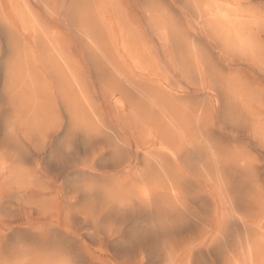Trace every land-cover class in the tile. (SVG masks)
Wrapping results in <instances>:
<instances>
[{
	"label": "snow or ice",
	"instance_id": "6c2138e0",
	"mask_svg": "<svg viewBox=\"0 0 264 264\" xmlns=\"http://www.w3.org/2000/svg\"><path fill=\"white\" fill-rule=\"evenodd\" d=\"M115 2L72 0L66 10L69 14L92 13ZM187 7L199 8L200 2L195 0ZM259 19L264 26V14ZM225 44L231 46L227 41ZM240 50L252 64L259 65L261 85L258 90L240 82L233 71L218 67L192 44L184 43L171 49L166 64L151 54L146 57L138 71L157 85L181 117L170 122V139L162 140L159 149H154V145L160 134L140 120L133 110H126L116 86L109 77L102 76L104 96L114 115L126 117L121 124L133 126L139 133L141 147L138 150L143 153V164L128 169L126 175L113 176L106 185L98 184L91 176L77 177L62 199L51 180L41 176L35 164L26 159L23 148L14 142L19 121L8 120L6 132L0 136V190L23 192L39 188L44 195L21 206L6 201L0 207V229L3 230L0 264H16L10 259L15 257L27 258L29 264H89L77 235L80 225L87 221L96 238L111 228L110 224L102 223L104 211L102 206H97V194L103 190L105 202L111 205L127 207L135 200L151 207L162 177L173 186L169 196L172 208L186 209L179 189L187 181L198 182L205 194L216 202L211 219L200 226L197 234L179 242L182 250L215 249L220 256L218 264H264V42L253 41ZM39 88L42 92L62 95L73 111L71 129L58 147L62 156L73 154L74 142L81 134L88 142L106 137L114 156L126 154L128 142L124 136L110 132L102 124H92L76 109L65 78L45 72L39 80ZM221 93L225 117L218 121L216 112ZM7 115L0 112V125ZM28 117L34 137L31 148L41 152L47 145L49 133L58 129V120L51 115H41L38 109L29 112ZM192 127L201 133L198 137L187 135V129ZM98 155L94 151L83 156L79 166L95 172ZM193 155L197 158L189 159ZM230 175L238 179L233 182ZM225 177L230 182H226ZM129 178L133 181L132 195L122 196L119 189ZM166 222L162 220L161 224ZM245 236L248 246L244 258L239 259L237 239ZM253 251L260 255L259 261L249 259ZM115 264L144 262L138 254L132 262L119 260ZM167 264L181 262L169 259Z\"/></svg>",
	"mask_w": 264,
	"mask_h": 264
},
{
	"label": "rangeland",
	"instance_id": "374dc122",
	"mask_svg": "<svg viewBox=\"0 0 264 264\" xmlns=\"http://www.w3.org/2000/svg\"><path fill=\"white\" fill-rule=\"evenodd\" d=\"M193 1L194 0H192V2ZM214 1L212 0V2ZM222 1L232 2V0ZM70 2H72V0H0V112H6L8 114L6 117L7 120L5 119L4 124L0 125V136H3L5 134L8 120H18V133L16 139H18L20 143L18 140H15L14 142H18L19 147L23 148L25 139H31V136L28 135L27 131V129L29 128V112L33 111V109H38L40 114L43 116L51 115L53 117H57L59 112V105L61 102H65V99L62 95L57 94L54 91L42 92L39 88V80L41 78V75L46 72L43 68V65L46 61L52 62V58L55 57L56 60L61 61L64 64L68 63V59H66L65 53L71 42L69 40L68 34H65L60 30L57 21L65 15L70 19V27L72 26L71 31L78 32L83 37H86L88 35L86 39L96 52H102V45L106 43L111 45L112 55L104 58V68H97V76L101 77L103 75L104 69L109 70L115 76H117L119 78V86L116 87V91L120 92V98L126 102V110L131 109L135 112V114L139 112L137 113V117L140 120H142L144 123L147 121L145 124H147L151 128H154L156 131H158L159 134L162 133L157 137L156 141L159 146L161 143L159 141H162L164 135H166L165 137H168L169 140L171 131L168 126L170 122L173 121L171 120L173 119V117L175 119L176 116L177 120V114L174 115L175 112L177 113V110L175 109L173 103L166 96H164L161 92L156 91L158 87L155 83L148 84L144 81V75L140 71H138V68L145 63L144 60H146V57L149 54L153 56V50L156 44H159L162 47H168L171 43V40L173 39V36L177 35V30L179 34H182L183 27L179 23L181 19H183L185 24L192 22L193 17L187 7V0H117L113 5L98 12H73V14L67 13L66 10V5ZM59 4L62 6L61 9L59 7ZM236 4L237 6L246 5L238 6L240 7L238 8V14L240 15L236 17L238 23H240L239 30H243L242 33L244 34L242 35L244 37V41H247V44L245 45H248L251 42L256 41L254 33L260 26V0H236ZM209 10L210 8L206 10L208 15L207 25L209 26L210 24L212 26L214 22L212 19V15L210 17V14H208ZM198 14L199 13H197L196 17L199 16ZM239 16H241L242 18H239ZM243 18L246 20L244 21ZM244 23L248 24L246 25ZM130 26H132V28ZM171 26L172 28H169ZM211 26H209V28L213 32V26ZM18 27L19 30H17ZM246 28L247 30H245ZM171 29L177 30L173 31ZM201 31L205 32L204 29H201ZM135 35L138 37H136ZM218 36H222V39L225 37L224 41L228 40L229 43L231 40V43L237 47L238 51L243 53L242 56L236 59L235 67H233L231 71L238 75L240 82L248 85L251 89L258 90L261 85L260 77L257 75V73L259 72V65L252 64L245 52L240 50L245 45L239 44V40H236L234 34L231 35L232 39L230 38V35L227 36L225 33H222ZM166 38L168 39V41H166ZM132 48L134 51L132 50ZM139 57L141 58L139 59ZM113 58H115V61L118 62H114ZM70 59H72L71 61L75 65V69L71 73V78L67 80L68 91H70L71 89H76L78 92H80V102L88 105L94 110L96 106H99L101 104V100L97 99L90 92L89 85L95 83L92 73L86 63L82 64L80 62V57L76 54H71ZM156 60H158V58H156ZM121 64H131L140 74L141 79L129 77L125 72L121 71ZM51 66L53 67V69H59V65L55 63H52ZM157 97L160 98V103L158 102L159 98ZM150 99H152L153 101H151ZM162 99H165L166 101L169 100L170 104L169 102H166L165 100L163 101ZM53 101L55 102V104H52L54 103ZM162 101L164 102V104H161ZM106 102L107 100L104 99V103ZM152 102H154V104L156 103V107ZM161 106L162 109H159V107ZM148 107L150 109V113L149 111H144L145 109H148ZM167 108L169 110V113H167L168 111H165L166 113H163V110H166ZM152 109L154 111L153 113H151ZM159 110H162V114ZM171 111L174 114L170 115L172 117L169 116L170 118L168 119V121L167 118ZM158 115H160V117H162L164 120L162 118L161 119L163 121L160 120V117L158 118ZM154 117H157L159 120H155ZM148 121H150L151 123ZM155 121H157L158 123L160 121V123L158 124ZM164 121L167 122V124L165 123V125L166 129H169L167 130L169 131V133H167L166 129L164 128ZM158 125H160V127ZM163 128L165 129V131H163ZM164 132H166L168 135ZM165 137L164 139H166ZM168 140L164 141L166 142ZM50 142V138H48L47 145L44 150L48 148ZM94 147H96L95 141L88 142L87 140H85L83 143V147H75L73 155L82 158L85 155L91 154ZM53 159L58 160L57 162L59 163L63 162L64 158L59 153L58 149L53 153ZM99 163L100 161H98V164ZM138 166H142V164H139ZM41 176L51 180V178L46 174H41ZM229 178L233 182L238 179V177L231 175L229 176ZM229 178L227 177L228 180ZM160 179L162 181L164 180V178ZM161 180L158 181L159 187L157 186V192H155L154 201L161 203L165 201L163 203L165 206H171L169 202V189L173 186L171 184H167L166 179L163 182H161ZM165 181L166 183H164ZM163 183L164 185H162ZM160 186L162 187L161 190L163 191L160 190ZM166 190L168 192H165ZM197 190L201 191V193L203 191L202 186H198V183ZM179 192L182 197V203L186 205V207H194L192 209L193 212H201V206L199 203L200 197H198L197 203L194 204L192 202L193 199L191 197V194L187 192L186 186L180 188ZM163 193L164 195H162ZM43 195L44 193L39 188L28 189L23 192L0 190V207H3L6 201L15 206H21L22 204H26L29 200L40 199L43 197ZM104 198L106 201L107 198ZM134 202L137 201L134 200L129 205L130 208H132ZM167 202L168 204L166 205ZM138 204L142 206V204ZM102 208L105 214L102 217V223L110 224V230L106 234L101 233L99 238H96L95 234H93L92 230L89 228L90 225L87 223V221H85L80 225L81 231L77 234L83 244V256L89 261V264H115V262L119 260L132 262L137 258L139 252L141 254H139L141 256H139V259L143 260L144 264H155V262L151 258L152 253L150 252V235H148L149 233H147L154 232V230L152 231V220H144V218L142 217L132 218L129 214H126L131 212L130 209L126 211V213H124L125 215H123L124 207H121L119 205H111L109 202H105L102 205ZM31 211L32 210L29 209V212ZM189 225L192 226V228L194 227L193 222L189 223ZM198 231V226L197 229H193L190 232H184L185 234H181L182 232L173 230L171 232L176 233L174 235L171 234V238L169 236V238L167 239L168 243L173 242L172 240H174V237V241L177 242L188 233L190 234L192 232L193 236L197 234ZM157 232L165 231L160 229ZM2 237L3 230L0 229V238ZM126 242L128 243L126 244Z\"/></svg>",
	"mask_w": 264,
	"mask_h": 264
},
{
	"label": "clouds",
	"instance_id": "9594fccd",
	"mask_svg": "<svg viewBox=\"0 0 264 264\" xmlns=\"http://www.w3.org/2000/svg\"><path fill=\"white\" fill-rule=\"evenodd\" d=\"M191 3L192 0H187V6ZM215 6L216 4L212 2V0H200L199 8H188L193 17L192 22L185 24L183 19H181L179 23L183 27L182 34H179V36L175 35L168 47H162L159 44H156L153 50V57L155 59L158 58L160 63L166 64L169 51L176 48L180 44L187 43L201 49L218 67L231 71V69L235 67L236 59L242 56L243 53L238 51L234 44H231V46L226 45L222 38L212 32L211 29H208V15L206 10ZM196 13H199L198 17H196ZM262 14H264V0H260L259 16ZM201 29H204L205 32H202ZM254 34L258 44L260 42H264V26L260 24L258 30H256ZM68 36L71 42L65 53L68 63L64 64L53 57L52 62H45L43 65L44 70L49 73L59 74L68 80L71 77V73L75 69V65L72 63L70 56L73 53L79 56L80 62L82 64H87L95 81L94 84L89 85L90 92L97 99L101 100V104L96 106L93 110L88 105L80 102L79 92L76 89H71L69 93L74 98L76 109L81 112V114L85 115L92 124H102L110 132L124 136L127 139L128 148L125 155L116 157L109 146L108 139L106 137L97 138L95 141L96 147L92 149V152L96 151L99 153L96 158L95 172L82 169L79 166L80 158L73 154L67 157L63 156L64 160L62 163L57 162V160L53 159V153L58 149L60 140L70 131L73 121V111L65 102H61L59 105V112L56 117L58 120V129L54 133H49L51 142L48 148L43 152H36L32 150L31 144L33 143L34 137L30 128H28L27 131L31 136V139H25L23 147L24 152L27 154L26 159L28 162L34 163L40 174H46L51 178L52 185L57 189L61 199L63 198V193L71 187L73 181L77 177L91 176L98 184L106 185L113 176L122 174L126 175L128 169L136 166V164H143L142 152L138 150L141 147L138 131L133 126L124 127L121 124V120L126 117L121 115L120 118H117L111 107L104 103V99L106 98L103 92L101 77L107 76L116 87L119 86V78L107 69H104L101 77L97 76V68H104V58L112 55L111 45L108 43L102 45V52L98 53L90 46L86 37H83L78 32L70 31ZM113 59L114 62H118L115 61V58ZM52 63L59 65V69H53L51 66ZM120 68L121 71L125 72L129 77L141 79L140 74L131 64H121ZM257 75L260 77L259 72ZM143 79L146 83L152 84V82L145 76H143ZM157 91L161 92L159 88ZM218 99L220 102L217 104L216 116L218 121H223L225 117V104L223 102L224 98L222 93L219 95ZM177 119H181L178 112ZM200 134L201 133L194 127L187 129V135L190 137H198ZM85 140L87 139L83 134L79 135L74 142L75 147H83ZM98 161H100L99 164ZM134 161L136 164L133 163ZM132 191L133 181L129 178L119 189V194L131 197ZM204 197L206 198L207 208L199 213L200 225L211 219L216 203L211 196L205 195ZM104 203V193L103 190H101L97 194V206L100 207ZM133 208L149 212L157 210L155 205L151 209H147L140 206L136 202H134ZM163 211L170 215H182L188 211V207L186 209L164 207ZM168 222L170 223V221ZM53 239H55V237H53ZM2 255L3 254H0V256ZM10 259H14L16 264H29L27 258L24 257H15ZM219 260L220 256L216 252L210 253L207 261H205V264H218Z\"/></svg>",
	"mask_w": 264,
	"mask_h": 264
},
{
	"label": "bare ground",
	"instance_id": "6f19581e",
	"mask_svg": "<svg viewBox=\"0 0 264 264\" xmlns=\"http://www.w3.org/2000/svg\"><path fill=\"white\" fill-rule=\"evenodd\" d=\"M117 1V0H116ZM200 1V0H199ZM214 1V0H213ZM193 2H195V0L193 1ZM214 3L216 4V6L215 7H212V8H210V10H209V12H208V14H210V17H211V15H212V19H213V22H214V24H212V26H213V32L215 33V34H217V35H221L222 33L224 34H226L227 36L228 35H230V38L232 39V37H231V35H233L234 34V36L236 37V40H239L238 41V43L239 44H241V45H245V44H247V41H244V37H243V35L242 34H244V33H242V31H240L239 30V25H240V23H238V20H237V17L236 16H238V15H240V14H238V8H240V7H238L237 6V4H236V0H232V2H230V1H228V2H223L222 0H215L214 1ZM22 5V4H21ZM60 5V4H59ZM23 6V5H22ZM41 6V5H40ZM28 7V6H27ZM60 7V9L62 8V6L60 5L59 6ZM58 7V8H59ZM43 8V7H42ZM257 9V8H256ZM6 10V9H5ZM22 10V9H21ZM240 10V9H239ZM32 11V10H31ZM45 11V10H44ZM59 11V10H58ZM241 11V10H240ZM34 12V11H33ZM33 12H32V14H33ZM6 13H7V11H6ZM58 13V12H57ZM78 13V12H77ZM73 14V13H72ZM9 15V14H8ZM77 15V14H76ZM199 15V14H198ZM247 15V14H246ZM252 15V14H251ZM6 16V15H5ZM59 16H60V14H59ZM165 16V15H164ZM196 16H197V13H196ZM51 17V16H50ZM78 17V16H77ZM241 16H239V18H240ZM57 18V17H56ZM125 18V17H124ZM242 18V17H241ZM55 19V18H54ZM58 19V18H57ZM122 19V18H121ZM126 19V18H125ZM211 19V20H212ZM248 19V18H247ZM172 20V19H171ZM210 20V21H211ZM241 20V19H240ZM243 20L245 21L246 19H244L243 18ZM33 21V20H32ZM58 21V26H59V28H60V30L61 31H63L65 34H68L70 31H71V27H70V19L68 18V16H63L61 19H58L57 20ZM125 21V20H124ZM164 21V20H163ZM169 21V20H168ZM209 21V22H210ZM55 22V21H54ZM165 22V21H164ZM241 22H243V21H241ZM47 23V22H46ZM78 23V22H77ZM168 23H170V22H168ZM167 24V23H166ZM241 24H243V23H241ZM244 24H248V23H244ZM72 25H73V23H72ZM165 25V24H164ZM77 26H79V25H77ZM208 26V25H207ZM209 26H211L210 24H209ZM209 26H208V28H209ZM211 26V27H212ZM245 26V25H244ZM37 27V26H36ZM73 27H74V25H73ZM131 28H132V26H130ZM168 27V26H167ZM38 28V27H37ZM134 28V27H133ZM169 28H172V26L171 27H169ZM21 29V28H20ZM73 29V28H72ZM210 29V28H209ZM17 30H19V27H18V29ZM23 30V29H22ZM40 30V29H39ZM136 30V29H135ZM134 30V31H135ZM156 30V29H155ZM177 30V29H176ZM245 30H247V28L245 29ZM81 31V30H80ZM79 31V32H80ZM132 31V30H131ZM178 31V30H177ZM212 31V30H211ZM49 32V31H48ZM58 32V31H57ZM244 32H247V31H244ZM60 33V32H59ZM81 33V32H80ZM61 34V33H60ZM86 34V33H85ZM89 34V33H88ZM247 34V33H246ZM32 35V34H31ZM30 35V36H31ZM33 35H34V33H33ZM32 35V36H33ZM41 35V34H40ZM136 35H137V33H136ZM135 35V36H136ZM31 36V37H32ZM53 36V35H52ZM88 36V35H87ZM86 36V37H87ZM136 37H138V36H136ZM174 37V36H173ZM222 37V36H221ZM220 37V38H221ZM224 37V36H223ZM27 38V37H26ZM34 38V37H33ZM134 38V37H133ZM168 38V37H167ZM166 38V41H168V39ZM247 38V37H246ZM225 39V37L223 38V40ZM227 39H228V37H227ZM242 39H243V41H242ZM31 40H33V39H31ZM165 40V39H164ZM171 40V39H170ZM29 41H30V39H29ZM56 41V40H55ZM58 41V40H57ZM225 41H227V42H229L228 40H225ZM135 42V41H134ZM40 43V42H39ZM42 43V42H41ZM131 43V42H130ZM233 43H234V41H233ZM32 44V43H31ZM58 44V43H57ZM60 44V43H59ZM123 44V43H122ZM230 44H232L231 43V40H230ZM6 45V44H5ZM11 45V44H10ZM124 45V44H123ZM141 45V44H140ZM33 46V45H32ZM91 46V45H90ZM127 46H129V45H127ZM133 46V45H132ZM11 47V46H10ZM9 47V48H10ZM60 47H61V45H60ZM95 47V46H94ZM8 49V48H7ZM11 49V48H10ZM28 50H30V49H28ZM32 50V49H31ZM132 50H133V48H132ZM35 51V50H34ZM128 51V50H127ZM134 51V50H133ZM137 51V50H136ZM135 51V52H136ZM19 52V51H18ZM143 52V51H142ZM11 54V53H10ZM56 54V53H55ZM134 56V55H133ZM18 57V56H17ZM134 58V57H133ZM141 57H139V59H140ZM136 59V58H135ZM41 60V59H40ZM72 60V59H71ZM36 61V60H35ZM145 61V60H144ZM12 62V61H11ZM24 62V61H23ZM17 63V62H16ZM31 67V66H30ZM255 67V66H254ZM32 68V67H31ZM3 70V69H2ZM10 74V73H9ZM120 74V73H119ZM14 75V74H13ZM20 75V74H19ZM29 75V74H28ZM7 76V75H6ZM18 76V75H17ZM21 76V75H20ZM39 76V75H38ZM8 77V76H7ZM28 77V76H27ZM40 77V76H39ZM71 78V77H70ZM36 79V78H35ZM122 79V78H121ZM12 80V79H11ZM37 80V79H36ZM13 81V80H12ZM18 81V80H17ZM29 81V80H28ZM38 81V80H37ZM36 81V82H37ZM80 81V80H79ZM128 81H130V80H128ZM127 81V82H128ZM132 82V81H131ZM22 83V82H21ZM74 83V82H73ZM87 83V82H86ZM122 83V82H121ZM75 84V83H74ZM7 85H8V83H7ZM18 85V84H17ZM22 86V85H21ZM25 86V85H24ZM131 86V85H130ZM140 86V85H139ZM147 86V85H146ZM3 88H4V86H3ZM128 89V88H127ZM126 89V90H127ZM115 90H117V89H115ZM135 90V89H134ZM6 91H8V90H6ZM12 91V90H11ZM118 91H120V90H118ZM157 91V90H156ZM28 92H29V90H28ZM136 92H137V90H136ZM3 93V92H2ZM12 93V92H11ZM80 93V92H79ZM118 93H120V92H118ZM154 93V92H153ZM140 94V93H139ZM156 95V94H155ZM160 95V94H159ZM158 95V96H159ZM14 98V97H13ZM61 98V97H60ZM157 98H159V97H157ZM34 99V98H33ZM54 99V98H53ZM62 99V98H61ZM152 99H154V98H152ZM152 99H150L151 101H153ZM165 99H166V97H165ZM164 99V100H165ZM24 100V99H23ZM56 100V99H55ZM122 100V102H125L123 99H121ZM156 100V99H155ZM163 100V99H162ZM163 100V101H164ZM168 100V99H167ZM26 101V100H25ZM162 101V103L161 104H164V102ZM166 101V100H165ZM54 102V101H53ZM89 102V101H88ZM154 102H156V101H154ZM154 102H152L153 104H154ZM158 102L160 103V98L158 99ZM166 102H169V104H170V101L168 100V101H166ZM107 104H108V102H106ZM52 104H55V102L54 103H52ZM156 104V103H155ZM154 104V106L156 107V105ZM50 105H51V102H50ZM151 105V104H150ZM150 105H148V106H150ZM17 106H19V105H17ZM38 106V105H37ZM110 107H111V105H109ZM125 106H126V109H127V104H126V102H125ZM159 106H160V104H159ZM52 107V106H51ZM152 107H153V105H152ZM151 107V108H152ZM18 108H20V107H18ZM17 108V109H18ZM24 108V107H23ZM23 108H22V110H23ZM162 109V106L161 107H159V109ZM169 108V107H168ZM168 108L166 109V110H163L164 112L163 113H166L165 111H168L167 113H169V110H168ZM43 109V108H42ZM164 109H165V107H164ZM174 109V108H173ZM176 109V108H175ZM19 110V109H18ZM25 110V109H24ZM150 109H149V107H148V109H145L144 111L145 112H148ZM20 111V110H19ZM152 112L151 113H153L154 111H153V109L151 110ZM160 112L162 111V110H159ZM144 112V113H145ZM43 113V112H42ZM137 113H139V112H137ZM136 113V116L138 115ZM149 113H150V111H149ZM23 114V113H22ZM52 114H54V113H52ZM146 114H148V113H146ZM160 114V113H159ZM161 114H162V112H161ZM173 115L174 113H172V111H171V113L168 115V118H167V120L170 118V117H172V116H170V115ZM177 113L175 112V114L174 115H176ZM20 115V114H19ZM144 115V114H143ZM142 115V116H143ZM170 116V117H169ZM160 117V115H158V118ZM155 118V117H154ZM157 118V117H156ZM155 118V120H159L158 118L156 119ZM162 117H160V120H162L161 119ZM165 118V117H164ZM13 119V118H12ZM15 119V118H14ZM17 119V118H16ZM20 119V118H19ZM28 119V118H27ZM7 120V119H6ZM29 120V119H28ZM154 120V119H153ZM164 120V119H163ZM162 120V121H163ZM171 120H173V121H175L176 120V116H175V119H174V117H173V119H171ZM24 121V120H23ZM145 121H146V119H145ZM157 121H155V122H157ZM169 121V120H168ZM25 122H26V120H25ZM29 122V121H28ZM147 122V121H146ZM145 122V123H146ZM148 122H150V121H148ZM151 123V122H150ZM158 123V122H157ZM159 123H160V121H159ZM158 123V124H159ZM165 123L167 124V122H165L164 121V128L166 129V125H165ZM21 125V124H20ZM163 125V124H162ZM159 127H160V125H158ZM24 127V126H23ZM169 127V126H168ZM163 128V131H165V129ZM167 130H169V129H166V132L167 133H169V131H167ZM158 132V131H157ZM166 132H164L165 134H167ZM171 133V132H170ZM23 134V133H22ZM162 134V133H161ZM160 134V135H161ZM29 135V134H28ZM168 135V134H167ZM166 135H164V137H165ZM163 137V136H162ZM164 137L162 138V140L164 141V140H168V137H165L166 139H164ZM170 138V137H169ZM16 140H18V139H16ZM19 141V140H18ZM159 142H161V140L159 141ZM167 142V141H166ZM19 143H20V141H19ZM159 145L155 142V145H154V149H159ZM142 155H143V153H142ZM197 157L195 156V155H193V156H191V157H189V159H196ZM56 159V158H55ZM160 159H161V161H164V156L163 155H161L160 156ZM58 161V160H57ZM134 164H136V162L134 161L133 162ZM139 164H136V166H138ZM162 179H163V177H162ZM161 180V179H160ZM165 180V179H164ZM163 180V181H164ZM225 180H226V182H229V180L227 179V177H225ZM162 180H161V182H163ZM160 183V182H159ZM164 183H166V181L164 182ZM164 183L162 184V185H164ZM197 183L198 182H195V181H187V182H185V184H184V186H186V189H187V192L189 193V194H191V197H192V202L194 203V204H196L197 203V199H198V197H200V200H199V203H200V206H201V212L202 211H204L206 208H207V202H206V198L204 197L206 194H205V192H204V190L202 191V193H201V191H198L197 190ZM167 184H169L168 182H167ZM200 184L198 183V186H199ZM183 186V187H184ZM158 187H159V185H158ZM172 187V186H171ZM161 186H160V190H161ZM166 189V188H165ZM171 189V188H170ZM169 189V190H170ZM161 191H163V190H161ZM157 192V191H156ZM165 192H168L167 190L165 191ZM170 193V192H169ZM19 195V194H18ZM162 195H164V193L162 194ZM162 197H164V196H162ZM32 198V197H31ZM165 198H166V195H165ZM187 198V197H186ZM27 199V198H26ZM161 199V198H160ZM157 200H158V198H157ZM163 200V199H162ZM167 200V199H166ZM165 201H163L162 203L161 202H156V201H154L153 202V205L151 206V207H145V206H143L142 205V207H144V208H147V209H151L154 205H155V207H156V211H151V212H149V211H144V210H140V209H134L133 208V206H132V208H130L129 206H127V207H124L123 209H124V212H123V215H125L124 213H126V211H128L129 209H130V211L131 212H129V213H126V214H129L130 215V217H132V218H135V217H142V218H144V220H152V231L154 230V232H147V233H149L148 235H150V252L152 253V255H151V258L153 259V261L155 262V264H167V262H168V260L169 259H173V260H176V261H179V262H181V264H205V261H207V259H208V257H209V254L210 253H214L215 252V249H205V248H201V249H199V248H191V249H188V250H182V245H179V242H182L183 240H185V239H188V238H190V237H192V232L189 234H187L186 236H183L182 237V239H180L179 241H175L176 243H174V242H170V243H168V238H169V236H170V238H171V234H175L176 232H171V231H175V230H177V231H179V232H182L181 234H183L184 232H190V231H192L193 229H197V226L200 228V215H199V213H197V211H192V209L194 208V207H188V211L187 212H185L184 214H182V215H175V214H172V215H170V214H168V213H166L165 211H163V209H164V207L165 208H167V207H171V206H165L163 203H164ZM136 203H140L139 201H137ZM141 204V203H140ZM168 204V202L166 203V205ZM13 205V204H12ZM128 208V209H127ZM185 208H187L186 207V205H185ZM105 215V214H104ZM124 220V219H123ZM162 220H166L167 222L166 223H164V224H161V221ZM168 221H170V223L168 222ZM138 222V221H137ZM191 222H193V225H194V227L192 228V226H190L189 225V223H191ZM142 224H145V223H142ZM160 229H162L163 231H165V232H157V231H159ZM146 233V234H147ZM185 234V233H184ZM179 236V235H178ZM181 236V235H180ZM194 236V235H193ZM173 238V237H172ZM176 238H179V237H176ZM181 238V237H180ZM174 240H175V237H174ZM174 240H172V241H174ZM128 242H126V244H127ZM142 244V243H141ZM237 244H239V246H240V255H239V259H243L244 258V255H245V251H246V249H247V246H248V240H247V238H246V236L245 237H243V238H238L237 239ZM135 245V244H134ZM140 245V244H139ZM143 247V246H142ZM138 248V247H137ZM140 249V248H139ZM138 251V250H137ZM132 252V251H131ZM134 252V251H133ZM139 254H140V252H139ZM145 254V253H144ZM141 255V254H140ZM139 255V256H140ZM141 257V256H140ZM260 255L257 253V252H255V251H253L251 254H249V259H252V260H256V261H259L260 260ZM141 260V259H140ZM143 261V260H142Z\"/></svg>",
	"mask_w": 264,
	"mask_h": 264
}]
</instances>
